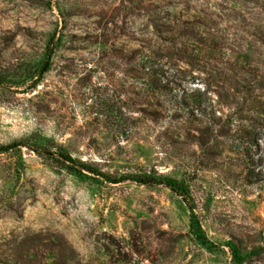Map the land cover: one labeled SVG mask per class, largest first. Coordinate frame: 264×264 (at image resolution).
I'll list each match as a JSON object with an SVG mask.
<instances>
[{"label":"rangeland","instance_id":"obj_1","mask_svg":"<svg viewBox=\"0 0 264 264\" xmlns=\"http://www.w3.org/2000/svg\"><path fill=\"white\" fill-rule=\"evenodd\" d=\"M183 26L264 59V0H0V264H264V135L207 154L148 101L202 100L191 67L156 57L148 75L138 58L149 39L190 37ZM160 76L175 82L147 86ZM136 174L184 182L199 237L167 187L101 176Z\"/></svg>","mask_w":264,"mask_h":264},{"label":"trees","instance_id":"obj_2","mask_svg":"<svg viewBox=\"0 0 264 264\" xmlns=\"http://www.w3.org/2000/svg\"><path fill=\"white\" fill-rule=\"evenodd\" d=\"M165 32H172L170 26L165 27ZM183 32L190 37H155L149 39L146 51H133L142 63V69L150 73L152 60L157 57L162 67L169 61L182 62L191 67L192 71L202 75L204 90L201 101H188L185 91L181 95L161 94L153 103L160 110L155 113L164 118L166 132L177 131L190 139H195L198 146L207 154L213 153V149L225 148L227 142L247 136H254V146H258V140L264 135V59H252L249 55L239 52L238 48L231 46L227 37H195L198 28L183 26ZM193 36V37H192ZM259 43L264 46V37H258ZM54 52V48L48 50V59ZM261 56V55H260ZM137 58V59H138ZM163 59L165 63L163 62ZM154 64V63H153ZM49 64H44L45 72ZM163 78V79H162ZM171 79L160 76L159 79L147 78V86L158 83L164 90L174 83ZM1 84V81H0ZM213 97V98H211ZM191 98V97H190ZM228 111H222L223 108ZM237 137V138H236ZM238 141L231 142L232 148H238ZM11 146H0V153L6 152ZM34 152L46 157H56L68 164L75 172H94L86 164L74 159L71 155L62 151H52L43 147H35ZM259 160L254 159V182L262 180L260 170L255 172ZM112 183L121 180H131L139 185L154 186L163 185L176 194L186 204L192 213L190 230L199 237L201 224L197 215L193 213V206L189 195V187L177 179L158 174H136L113 179L106 175ZM233 257L237 256V250L230 248ZM61 264H80L71 256L63 260Z\"/></svg>","mask_w":264,"mask_h":264}]
</instances>
